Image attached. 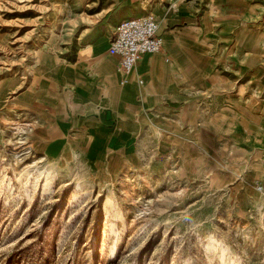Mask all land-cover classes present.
Returning a JSON list of instances; mask_svg holds the SVG:
<instances>
[{"label":"rangeland","instance_id":"1","mask_svg":"<svg viewBox=\"0 0 264 264\" xmlns=\"http://www.w3.org/2000/svg\"><path fill=\"white\" fill-rule=\"evenodd\" d=\"M82 3L0 0V264H264V149L222 128L231 116L264 133L251 74L204 71L133 130H92L54 154L38 141L21 95L73 49Z\"/></svg>","mask_w":264,"mask_h":264},{"label":"crops","instance_id":"2","mask_svg":"<svg viewBox=\"0 0 264 264\" xmlns=\"http://www.w3.org/2000/svg\"><path fill=\"white\" fill-rule=\"evenodd\" d=\"M263 13L264 0H83L68 28L73 49L65 47L53 65L42 63L21 95L26 114L35 119L38 141L54 154L92 130L138 128L136 119L172 110L167 101L183 102L188 91L204 83V71L208 76L248 73L264 91ZM146 15L158 22L162 49L144 55L122 83L110 42L122 21ZM213 60L219 62L207 70ZM263 103L261 97L253 100L254 107ZM226 119L222 128L237 145L264 149L259 126L250 133L237 117Z\"/></svg>","mask_w":264,"mask_h":264},{"label":"built area","instance_id":"3","mask_svg":"<svg viewBox=\"0 0 264 264\" xmlns=\"http://www.w3.org/2000/svg\"><path fill=\"white\" fill-rule=\"evenodd\" d=\"M162 44L158 22L152 15L122 21L108 48L109 54L118 58L116 72L121 75L122 83L127 82L134 66L144 55L159 53Z\"/></svg>","mask_w":264,"mask_h":264}]
</instances>
